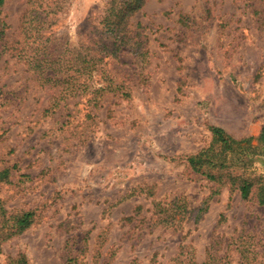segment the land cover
Wrapping results in <instances>:
<instances>
[{"label": "rangeland", "instance_id": "374dc122", "mask_svg": "<svg viewBox=\"0 0 264 264\" xmlns=\"http://www.w3.org/2000/svg\"><path fill=\"white\" fill-rule=\"evenodd\" d=\"M30 2L0 7V207L32 214L0 218V264H264L254 193L186 165L210 126L264 127V0H144L114 32L110 0H38L28 27Z\"/></svg>", "mask_w": 264, "mask_h": 264}, {"label": "trees", "instance_id": "16d2710c", "mask_svg": "<svg viewBox=\"0 0 264 264\" xmlns=\"http://www.w3.org/2000/svg\"><path fill=\"white\" fill-rule=\"evenodd\" d=\"M144 0H110L109 7L106 9V15L103 19L104 26L107 31L114 32L118 26L125 21L132 13L138 10ZM4 0H0V7ZM38 0H31L30 10L24 23L28 27L36 17V7ZM47 5L45 10H47ZM0 25H4L0 19ZM28 51H20L19 58L27 63L28 68L32 70H42L52 64L44 55L41 58L25 53ZM32 52V51H29ZM38 58V59H37ZM46 59V60H45ZM47 63L49 65H47ZM211 142L207 148L201 150L196 155L186 158V165L194 172L205 175L208 179L218 182L220 185H229L239 191L240 197L243 200H248L254 193L258 203L264 207V176L246 177L236 173V169L244 168L250 165L251 162L264 154V127L257 138L244 137L235 139L228 135L222 128L210 126ZM239 167V168H238ZM9 178V170H0V182H7ZM159 205V204H158ZM200 209L199 212H202ZM167 221L169 214H162ZM0 218L6 224L12 220V225L9 229L12 232H21L27 229L32 224V214L30 212L23 213L21 217L10 216L6 220V211L0 207ZM4 224L1 222V228ZM7 228V227H6ZM0 232L2 230L0 229ZM3 234V233H0ZM3 236V235H0ZM4 237H0V240ZM14 264H27L24 258H19L13 262Z\"/></svg>", "mask_w": 264, "mask_h": 264}]
</instances>
